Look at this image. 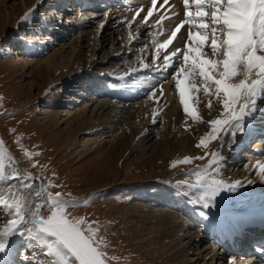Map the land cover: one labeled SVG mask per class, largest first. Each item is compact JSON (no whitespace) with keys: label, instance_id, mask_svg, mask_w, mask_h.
<instances>
[{"label":"rangeland","instance_id":"1","mask_svg":"<svg viewBox=\"0 0 264 264\" xmlns=\"http://www.w3.org/2000/svg\"><path fill=\"white\" fill-rule=\"evenodd\" d=\"M155 11L145 21L148 12L137 0H0V140L20 163L0 155V193L8 201L0 207V231L19 219L12 205L28 202L23 227L5 233L4 264H54L28 238L36 204H43L41 215L49 214V193L88 198L67 212L91 227L106 264H210L218 245L208 236V224L218 214L214 208L242 212L257 196L264 199L260 190L240 184L252 174L255 146L252 140L233 154L245 125L212 132L210 121L225 118L220 104L208 108L206 119L194 109L195 116L183 113L179 127L168 129L169 103L160 91L167 85L179 92L180 76L172 64L163 77L166 54L152 39V21L162 9ZM57 48L68 57L73 48L75 53L58 81L44 65L31 63ZM254 99L249 113L260 103ZM185 122L197 133L192 149L183 146L191 134ZM261 153L264 157V149ZM206 176L223 181V189L204 207ZM237 182L235 190L227 189ZM219 247L216 264L248 261L221 254Z\"/></svg>","mask_w":264,"mask_h":264},{"label":"snow or ice","instance_id":"2","mask_svg":"<svg viewBox=\"0 0 264 264\" xmlns=\"http://www.w3.org/2000/svg\"><path fill=\"white\" fill-rule=\"evenodd\" d=\"M157 2L158 0H152V8L148 9L145 21L153 16ZM183 2L187 19L176 26L167 40L158 45V49H168L185 23L199 20L197 28L203 30L204 34L199 30L195 33L189 30L188 40L185 42L187 50L182 53L183 65H187V68L181 66L178 75H182L183 79L176 81L183 111L195 116V111L189 104V85H186V81L190 77H199L205 85V92H208L209 86L214 85L215 93L224 95L225 118L210 121L213 134L224 126L229 128L233 124L236 129H240L238 121L254 107V98L264 91V0H191L196 8L195 16L189 10L190 0ZM167 3L168 0H164V4ZM23 19L26 20L27 15ZM189 27L191 29V24ZM209 35L210 43L207 42ZM209 51L214 58H206ZM180 55V49H177L171 56H165V66L171 67V61ZM253 73L256 78L249 82L248 78ZM241 75L244 78H239ZM237 79L238 82H234ZM190 87L195 88L196 85L193 83ZM241 100L244 103L241 104ZM200 143L205 142L201 140ZM237 184L238 182L227 185V189L235 190ZM25 187L31 188V185L26 184ZM222 189L223 181L206 176L202 181V205L207 207ZM43 194L41 187L36 196L42 197ZM7 203L8 201L0 199V204ZM27 203L17 200L12 205L19 219L9 221L7 228L0 231V252L7 246L5 233L11 236L18 231V226L23 227ZM46 203L50 206L49 214H40L42 203H37L36 211L32 212L29 240L38 241L44 255L54 258V264H106L105 253L97 247L94 233L89 235L92 233L91 227L85 229L83 219L75 220L67 212L70 202L62 199V194L57 192L49 193ZM29 248L32 250L31 244Z\"/></svg>","mask_w":264,"mask_h":264},{"label":"bare ground","instance_id":"3","mask_svg":"<svg viewBox=\"0 0 264 264\" xmlns=\"http://www.w3.org/2000/svg\"><path fill=\"white\" fill-rule=\"evenodd\" d=\"M137 1L139 3V6H141V9L143 11L148 12V9L150 7H152V0H137ZM137 6H138V4H137ZM157 8L159 10L162 9V12H160L158 15H156L155 20L152 19V20H154L152 22H155L154 24L156 26L155 28H153L154 31L152 33L153 34L152 39L153 38H155V40L157 39L159 44H161V42L167 40L171 36V33H172L173 30H175L176 26L181 24V22L185 21L187 18L185 17V7H184L183 0H168L167 5L164 4V0H158L156 9ZM189 10L193 13V16H195L196 8H195V5L191 4V0H190V4H189ZM143 15H146V14H143ZM198 23H199L198 19L197 20H193V21H189V23H185L183 25L182 29H181V32L178 33L177 38L174 40L173 45L170 46L168 49H163L165 54H166V56H171L172 52L176 51L177 49H180L181 55L171 61V66H172V64H174L172 69H174L177 72H179L181 66L183 65L182 53H183V51L187 50L186 47H185V42L188 40V32H189V30H191L193 33H195L197 30H199L197 28ZM189 24H191V29L189 27ZM49 25L50 24H48L47 27H49ZM49 28H47V29L50 31ZM199 31H201V33L204 34L203 30H199ZM48 35H49V33H48ZM62 38H64V36ZM210 39H211V37L209 35V40L207 41L208 43H210ZM153 42H154V40H153ZM192 44L195 47V42L194 41L192 42ZM28 47H29V44L26 45V48H28ZM72 50L73 51H71L70 57H68V55L65 53L66 50H64L63 48H57V49L54 50V53H52L46 59L35 58V59H32L31 63H34L35 65H37L38 68L42 67L44 65V67L49 69L52 74H55V76H56L55 78L58 81V79H60V77L62 75V72H64L63 70H65L68 67V65H70L71 59L75 55L74 48ZM163 57H165V56H163ZM76 58L80 59L81 57L78 54L76 56ZM206 58H214V57H212L211 52L209 51ZM164 67L165 68H164V72H163V77L166 78L169 75V72H171L173 70L171 68H166V66H164ZM183 67L187 68V65H183ZM167 73H168V75H167ZM179 76H180L179 77L180 79H183L182 75H179ZM239 78H244V77L241 75ZM255 78H256L255 77V73H253L248 78L249 82L251 81V79H255ZM197 79H200V78L199 77H195L193 79L192 77H190L189 80L186 81V85H189L188 92H187L188 99H189V104H190V107L192 109L196 110L198 114H200L204 119H206V118H208V113H207L208 112V108L212 104L218 103V104H220L223 107L224 95H223V93L216 94L215 93V86L211 87L208 90V92H205V90H204L205 89V85H204L203 81L202 82L200 81V82L197 83L196 82ZM52 80H53L52 81L53 84L54 83L56 84L57 81L55 79H52ZM234 82H238V79L236 81H234ZM193 83L196 85L195 88H191L190 87V85L193 84ZM162 92L164 94H162ZM177 93H179V92H177ZM177 93H176V91L170 90L167 85H164L163 90L160 91V94L164 95L163 97L169 103V109H168L169 110V116H168V123H167L169 130H172V129H174V127L178 126V124L182 120V118H181L182 115H184L183 114L184 113L183 105H182V103L180 101V97L179 98L177 97V95H178ZM176 97H177V101H175V103H174V99H176ZM256 97H257V99H258V101L260 103L257 104V106H255L256 107L255 110L251 111L250 113L248 112L246 114L245 118H243L242 120L238 121V123L240 125H242V124H243V126L245 125V128H244V131L239 136V137H241V139L238 138V139L234 140V142H233V143L236 144V146L234 147L235 149H233V151H234L233 154L236 155L238 150H240V148L245 147V146L248 145V142L250 143V141H252V140H253V142H255L254 143L255 146L253 147V155L251 157V164H250V170L252 171V174L249 175V178H247L246 180L240 181V184L242 185V187L244 186L246 188V190H248L250 192L255 193V192L260 190L262 195H264V157H262V153H261L262 150L264 149V133L257 134V135L256 134H254V135L250 134L251 131H253L255 129H259V128L264 126V91H262ZM240 103L242 104V103H244V101L241 100ZM144 108L146 109V106H144ZM237 108H239V104L237 105ZM212 119H214V118H212ZM110 122H113V121H110ZM183 124L185 125V127H187L191 131V134L189 136H187L186 141H184L185 143H184L183 146H184V148H189V149L195 148V145L193 144V137H195V135H197V133L194 130V125H192L189 122L188 123L185 122ZM104 125L107 126V122L104 123ZM107 128L109 129L108 132H110L111 127L108 126ZM233 129L234 128L231 127V130H233ZM181 131H183V130L178 128V132H181ZM95 134L98 135L99 133H95ZM93 141L96 142L97 139L95 138ZM223 143L225 144V146L227 145L226 144L227 143L226 140ZM239 144H240V146H238ZM217 145L220 146L221 143L217 142ZM0 155L3 158H5L6 160H9V161L13 162L14 164L17 163V164L20 165V163H18V158L16 157L15 152L6 143H4L2 140H0ZM234 155H233V157H234ZM229 157H232V156H229ZM234 163H233V165H235V166L240 165L239 163L237 164L236 161ZM19 168H21V167H19ZM256 177H258V179L260 178L258 180V183H256L257 181H256V179H254ZM260 181H263V182L260 183ZM2 193H0V199H2V197H1ZM257 193L261 194L260 192H257ZM260 197H261V195H260ZM62 199L67 200V201L70 202V206L69 207H79V206L84 205L88 201V198L74 199V198L66 197L64 195H62ZM261 200H262L261 203H257L256 206H259V205H262L260 207L264 206V199H261ZM2 206L4 207V205L0 204V207H2ZM253 209L256 210V209H261V208L255 207ZM232 210H235V209H230L229 208V209H227L226 212L223 210V211L219 212L216 215L217 216V220L216 221L212 220L210 222V224H208V226H209V228H208L209 229V231H208L209 235L208 236H216L215 232H217L220 237L231 236V235L228 234V231L230 229L225 226L224 222L227 219V215H235V214L239 213V210H238V212H234V213H233ZM230 211H232V212H230ZM240 213L243 214L244 211L242 210V212H240ZM189 236L192 237L193 241L195 240V238L192 235H189ZM190 243L187 244L188 248L190 246ZM217 243H218V241H216V244ZM218 246H219V243H218V245L216 247H213L214 248V250H213L214 253H212V257H211L212 260H211L210 264H216L214 262L215 258H217L216 257L217 254L215 253V249H217ZM219 248L222 249L221 254H223L225 252V254L228 255L229 252H228L227 249H224V247L222 248V246L219 247ZM5 252L6 251L1 252L0 258L3 257ZM245 253L246 254L250 253V254H248L249 256H256L255 261L260 259L259 256L256 255L255 252H252L251 250L245 251V250H242V249H239V248L236 249L233 252V257L237 256V258L239 260H241V261L242 260L243 261L244 260H246V261L248 260L245 263V264H247L250 259L240 256V255H244ZM252 258H251V260H252ZM4 259H5V256H4ZM219 259H221V258L218 257V260Z\"/></svg>","mask_w":264,"mask_h":264}]
</instances>
